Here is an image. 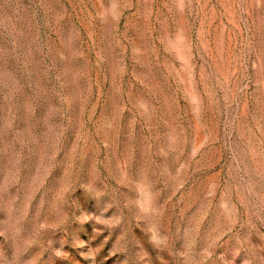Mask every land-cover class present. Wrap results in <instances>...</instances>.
Instances as JSON below:
<instances>
[{"label":"rangeland","instance_id":"1","mask_svg":"<svg viewBox=\"0 0 264 264\" xmlns=\"http://www.w3.org/2000/svg\"><path fill=\"white\" fill-rule=\"evenodd\" d=\"M0 264H264V0H0Z\"/></svg>","mask_w":264,"mask_h":264}]
</instances>
